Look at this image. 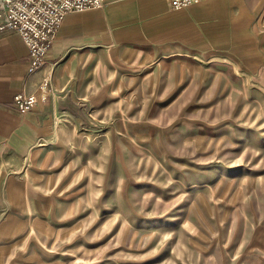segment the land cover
<instances>
[{
  "label": "rangeland",
  "instance_id": "1",
  "mask_svg": "<svg viewBox=\"0 0 264 264\" xmlns=\"http://www.w3.org/2000/svg\"><path fill=\"white\" fill-rule=\"evenodd\" d=\"M181 11L46 66L45 130L0 167V264H264V7L164 34Z\"/></svg>",
  "mask_w": 264,
  "mask_h": 264
},
{
  "label": "crops",
  "instance_id": "2",
  "mask_svg": "<svg viewBox=\"0 0 264 264\" xmlns=\"http://www.w3.org/2000/svg\"><path fill=\"white\" fill-rule=\"evenodd\" d=\"M263 7L264 0H208L172 14L182 15L185 24L179 22L178 26L169 30L164 27V34L179 31L189 33L190 30L198 38L203 30L209 29L227 35L235 21H250L253 15L261 13ZM166 10L170 8L165 0H106L102 8L68 13L46 55V63L32 72L28 71L30 58L21 38L13 31L1 32L0 167L10 170L20 168L22 160L45 130L51 101H45L42 95L38 97L37 87L43 79L46 66L54 64V58L61 57L71 49L86 48L75 45L103 47L110 40L120 42L142 37L139 33L141 24L130 25L131 22L151 12L149 23L154 27L159 26L171 16ZM19 90L33 93L37 98V103L26 112H20L13 103V95ZM10 218L5 188L0 182V229Z\"/></svg>",
  "mask_w": 264,
  "mask_h": 264
},
{
  "label": "built area",
  "instance_id": "3",
  "mask_svg": "<svg viewBox=\"0 0 264 264\" xmlns=\"http://www.w3.org/2000/svg\"><path fill=\"white\" fill-rule=\"evenodd\" d=\"M208 0H166L170 9H184ZM106 0H0V33L13 31L21 38L30 58L28 71L46 63L59 26L71 12L104 7ZM13 103L20 112L30 110L36 95L19 90Z\"/></svg>",
  "mask_w": 264,
  "mask_h": 264
}]
</instances>
